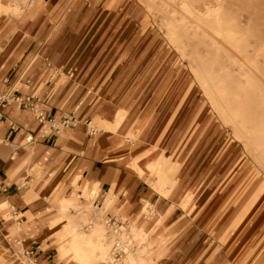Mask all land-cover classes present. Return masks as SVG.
Segmentation results:
<instances>
[{
	"label": "crops",
	"instance_id": "crops-1",
	"mask_svg": "<svg viewBox=\"0 0 264 264\" xmlns=\"http://www.w3.org/2000/svg\"><path fill=\"white\" fill-rule=\"evenodd\" d=\"M93 3L97 5L100 0ZM115 5V0H108L105 10L86 15L83 22L88 21L74 31L70 43L62 36L77 15L78 4L72 5L57 24L45 19L47 15L54 18L57 12L46 0L26 21L0 17V97L15 98L1 108L0 117V264H83L71 255L64 259L60 255L62 238L67 236L61 233L66 219H58L59 202L75 198L87 206L91 201L74 185L77 176L98 189L92 206L95 218L90 217L88 229L96 221L116 215L131 239V222L123 221V216L137 219L146 202L152 213L163 217L151 234L153 240L161 233L165 237V252L157 264L262 262L264 194L252 202L261 185L258 176L241 165L242 159L229 163L217 187V198L210 195L197 219L154 190L152 181L158 180H148L133 166L135 159L140 164L151 162L148 154L167 151L164 141L176 131L179 118L167 114L159 117V124H167L169 131L153 127L158 119L152 114L158 110L154 100L167 92L168 81L158 91L151 90V70L143 71L140 82L134 80L119 91L94 73L100 67L95 61L98 52L111 43L125 13H134ZM58 6L60 9L61 4ZM114 10L118 13L111 18ZM108 21L109 26L101 32ZM144 23L149 25L146 17ZM100 32L97 45L92 44ZM137 92L139 97L132 96ZM147 95L153 98L151 102L143 99ZM27 97L39 99L40 117L25 106ZM148 133L149 142L143 145ZM191 133L188 131L187 136ZM28 136L33 137L32 142L27 141ZM187 154L177 158L174 151L167 156L179 161ZM190 174L192 184L196 173L192 169ZM113 208L121 214H115ZM102 211L107 212L106 218ZM145 222L148 226L153 219Z\"/></svg>",
	"mask_w": 264,
	"mask_h": 264
},
{
	"label": "rangeland",
	"instance_id": "rangeland-1",
	"mask_svg": "<svg viewBox=\"0 0 264 264\" xmlns=\"http://www.w3.org/2000/svg\"><path fill=\"white\" fill-rule=\"evenodd\" d=\"M19 1H24L25 4L33 2V0H0L2 20L7 18L10 21L18 18L19 21H26L29 18L20 20L14 14L11 6L18 4ZM46 1L57 12L54 18L45 16L46 11H43V16L48 22L55 24L63 21L72 5H79L77 15L69 21L62 36L63 39H67L65 42L67 43L74 31L88 21L86 19L84 23V17L105 10L104 4L108 0H100L97 5H94L93 0ZM115 2L116 9L126 12L132 10L134 13H125L111 43L98 52L97 58L95 56V61H98L100 67L96 68L94 73L96 72L100 79L107 80L114 91H119L134 80L140 79V82L143 71L151 70L154 79L151 90L158 91L168 81L167 92H162L154 100L158 110H154L152 114L158 119L153 127H164V130L169 131L167 124H159L161 121L159 117L167 114L179 118L175 126L176 131L164 141L167 151L160 153L157 150L148 156L146 154L147 157H152L151 162L140 164L135 159L133 166L140 175L146 174L148 180H158L152 181L153 189L172 199L176 206L184 207L197 219L200 207L210 195L217 198V187L226 176L228 167L242 159L241 165L244 163L250 168L247 172L250 171L258 176L261 186L253 197L258 201L264 194V156L258 159L251 154L247 134L252 128L264 127V13L258 16L254 14L247 27L248 17L256 10L254 4H250L251 0H217L218 5L214 9H211L213 6L211 0H115ZM41 3L42 0L34 8L35 12ZM249 6L252 8L248 12L246 8ZM238 7L245 10L240 16L242 30H236L233 25L234 12H237ZM116 13L118 10L112 11L111 18ZM145 17L149 25L144 23ZM191 21L196 22L200 27H191L190 23H187ZM170 22L175 24H169ZM109 23L110 21L104 25L101 32L107 29ZM101 32L92 44L97 45L102 36ZM212 38H215L218 44H214ZM225 71H229L230 74H226ZM248 75H252V80H248ZM230 76L242 80L245 87L239 91L234 87L233 82L229 83V86L223 84L222 81L230 79ZM138 93L131 95L139 97ZM131 95L127 94L128 97H132ZM148 96L143 98L145 102L153 100ZM235 101L238 107L234 106ZM188 131L192 132L189 137ZM149 139L150 133L144 137L143 145L148 144ZM174 151L178 154L177 158L185 153L188 154L185 158L174 161L167 156H171ZM260 151L264 153V144L260 146ZM146 156H141L142 160H146ZM192 169L196 174L191 184ZM72 199L62 200L72 204L71 201H74ZM250 208L251 204L247 207L246 214ZM93 209L92 206L87 205L86 208H75L71 214L72 227L86 234L89 240L88 248L81 254L73 251L69 247L70 230L66 234L67 237L62 238L64 241L60 246L61 258L71 255L83 264H108L105 260L106 255H112L114 242L108 234L106 220H98L92 229H88L90 217H94ZM113 211L118 216L121 214L116 208H113ZM106 214L107 212L102 211L105 218ZM143 215L144 211L137 219L132 218L137 223ZM245 215L236 222L237 225ZM126 216L127 214H124L123 221H130ZM162 221L161 216L160 224ZM130 222L128 225L132 224V220ZM142 228L143 225L140 224L137 229L131 231L133 233L131 241L134 243L124 250L120 258L121 262H126V258L122 256L127 250L133 249L134 246V248L139 247V239L143 236ZM64 229L61 230L63 236ZM156 239L151 238L150 243L153 264L159 263L158 259L165 252L163 244L165 237L161 233ZM103 249L104 256L100 259ZM86 255L90 256L88 263L84 262L87 259ZM258 264H264V260Z\"/></svg>",
	"mask_w": 264,
	"mask_h": 264
},
{
	"label": "bare ground",
	"instance_id": "bare-ground-1",
	"mask_svg": "<svg viewBox=\"0 0 264 264\" xmlns=\"http://www.w3.org/2000/svg\"><path fill=\"white\" fill-rule=\"evenodd\" d=\"M40 1L41 0H33V2H31L29 4H25L24 1L23 2L19 1L18 4L14 5V6H11V7H12V10H13L14 14L16 16H18L20 20H24V19H27L28 17H30L31 15L34 14V12H35L34 8L39 5ZM211 3L213 5V6L211 5L212 6L211 9L216 8V6L218 5L217 0H211ZM250 4H252V5L254 4L253 6H254V8H256V10L254 11L253 15H250L248 17L249 20L247 21V27H248L249 23L252 21V18L254 17V14H255V16H258L259 14H263L264 13V0H251ZM250 8H252V7L249 6L248 8H246V10H248V12H249ZM243 11H245V10L242 7H238L237 8V12L236 11L234 12L235 22H234L233 25L235 26L236 30H242L243 26H241L242 24H240V21H241L240 16H241ZM171 18L175 19V17L174 18L171 17ZM171 21H173V20H171ZM171 23H173V22H170L169 24H171ZM187 23L188 24L190 23V26L194 27V28L200 27L194 21L187 22ZM173 24H175V22ZM212 41H213L214 44H218L216 42L215 38H212ZM250 72H253V71L250 70ZM225 73L226 74H230L229 71H225ZM251 77H252V75H248V80H252ZM203 82H205V81H203ZM231 82L234 83V87L237 90H239V91H241L245 87L244 82L242 80H239V78L231 77L230 79H226L225 81L224 80L222 81L223 84H228V86H229V83H231ZM234 106L238 107L237 101L234 102ZM247 143L250 146L249 151L251 152V154L254 157L260 159L259 157L264 156V153L260 151V146H262L264 144V127H262V128L257 127V128H252L251 130H249V132L247 134ZM262 160L263 159H261V161ZM74 182H75L74 185L77 188H81V189L84 190L85 194L88 196L87 198L89 200H91L89 202V205L93 206V200L96 198V196L98 194L97 187L91 185L87 181H84V180L81 181L80 177H77ZM255 200L253 199L252 202L256 203L257 199H255ZM78 201H79V199H78ZM146 203L144 205L145 206L144 207V215L137 220V223H135V221L133 220L132 216H130V215L126 216L127 220H130V221L132 220V224L130 225V228H129L130 231H133L134 229H137L140 224L143 225V228H142L143 229V236L139 239V244H140L139 247L134 248L135 247L134 246L133 249L127 250L125 252V255L122 256V258L123 257L126 258V260H125L126 262L125 263L121 262L119 258L123 254L124 250L127 249L128 246H129L128 248L131 247V243H134V241H131L129 236L125 233V231H124L125 227L123 226V228H121L122 227L121 221L118 219V217L116 215H112V216L116 217L117 220L120 221L119 224L117 222L111 223L110 220H111L112 216H109L106 219V227L108 229V234L111 236V240L114 242L113 243L114 244V246H113L114 251H112V255L111 254L110 255L109 254L106 255L107 257H106L105 260H106V262L108 264H153L154 263V262H152V256H151L152 252H151V248H150V245H151L150 243L152 242L151 234H152L154 228L156 226L160 225L161 215H159V214H157L155 212L152 213V211L149 210V207L147 208V205H149V203H147V204ZM252 205L253 204H251V207H252ZM79 207L86 208L87 206L80 205V203L77 202L76 199L73 201L72 204H70V202L68 203L66 200H61V202L59 203V206H58V212H59L58 219H60L61 221L66 219L65 229H64L65 235L68 233V231L71 230V233H70L71 234L70 235L71 236V240L69 242L70 243L69 247H71L73 249V251H75L77 254H81L82 251L86 250L88 248V244H89V240H88L86 234L85 233H81V232H79L78 230H76L75 228L72 227L73 221H72L71 214H72V212H73V210L75 208H79ZM150 214H153V216H151ZM58 219L56 218V220H58ZM146 219L147 220L148 219H153V222L151 224L149 223L150 225L147 224L148 226H146V222H145ZM157 243H159V242H157ZM3 248H5L6 252H8V253L12 252V250H10L7 247H3ZM101 251H102V253H100L101 254L100 259L103 258V256H104V253H103L104 249L101 250ZM86 257H87V259H85L84 262H89L90 256L86 255ZM93 260H95V259H93ZM101 264H103V263H101Z\"/></svg>",
	"mask_w": 264,
	"mask_h": 264
},
{
	"label": "built area",
	"instance_id": "built-area-1",
	"mask_svg": "<svg viewBox=\"0 0 264 264\" xmlns=\"http://www.w3.org/2000/svg\"><path fill=\"white\" fill-rule=\"evenodd\" d=\"M15 100V98H13V97H10V96H7V95H3V96H1L0 97V117H1V115H2V111H1V108L5 105V104H9V103H11L12 101H14ZM19 100V99H18ZM38 101H39V99L38 98H36V97H27L26 98V100H25V106L26 107H29L30 109H32L33 111H36L37 113H38V115H39V117L41 116V112H40V110H39V108H38ZM54 121H52V123H53ZM66 122H68V121H66ZM56 124V123H55ZM27 141L28 142H32L33 141V137L32 136H28L27 137ZM111 223H115V222H117L118 224L120 223V221H118L117 220V218L116 217H114V216H112L111 217Z\"/></svg>",
	"mask_w": 264,
	"mask_h": 264
}]
</instances>
